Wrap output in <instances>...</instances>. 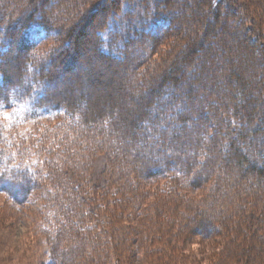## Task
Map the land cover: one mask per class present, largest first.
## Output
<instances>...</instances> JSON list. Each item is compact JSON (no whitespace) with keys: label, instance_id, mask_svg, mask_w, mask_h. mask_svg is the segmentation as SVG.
Returning a JSON list of instances; mask_svg holds the SVG:
<instances>
[{"label":"trees","instance_id":"1","mask_svg":"<svg viewBox=\"0 0 264 264\" xmlns=\"http://www.w3.org/2000/svg\"><path fill=\"white\" fill-rule=\"evenodd\" d=\"M62 1L66 3L65 0ZM173 1L182 3L183 6L186 4L190 6L186 5L185 11L183 7L174 8L173 11L167 12V16H157L156 18L161 20L154 23L155 28L150 29L151 32L147 35L141 33L136 39L126 40L122 44L123 48L119 56L103 48H97L94 42L93 54L100 59L101 67L99 70L91 68L86 70L84 77L87 87L85 86L84 93H81L82 96L77 97L71 94V85L67 88L70 94H66L65 91L61 92L55 80L59 74L57 67L62 61L67 59L70 60L69 64H73L78 58L77 53L82 52L79 45L80 36L76 35L73 36L76 43L73 50L76 54H72L69 48H63L71 44L72 33L78 28L77 17L74 25L64 28L66 34H62L59 41L63 45L61 44L59 50L53 53L54 64L47 65L43 62V56L33 54L38 39L43 35L46 39L58 38L63 31L62 27L55 28L53 24H48L49 14L44 18L36 13L38 9L48 10L49 1L27 0L24 2L26 4L22 3L18 9H12L7 4L9 0H0V111L27 103L25 106H28V111L36 112L37 116L34 117L36 119L43 117L44 114L76 117L75 125L66 126L68 133L73 130L71 134L75 136L74 139L63 138L65 148L56 151L61 158L58 160L61 169H67L64 175L61 171L54 170L53 178L45 168V162L49 166L53 165L51 151L48 152L47 158L42 155L36 158L25 145L30 139L27 133L6 134L0 128V193L21 204L27 203L32 193L38 190L42 192L43 200L50 199V204L58 213L70 210V214L64 219L69 223L67 230H64L66 222H61L64 221L62 219L58 221L57 231L61 230L64 233L59 232V237L62 239L58 241L59 237H55L56 247L54 245L52 247V255L56 263L63 264L67 260L72 262L73 253L80 251L85 255L86 248L91 247L92 244H100L97 249L103 252L106 258L108 256H106L108 253L106 248L112 244L114 238H117L114 242L122 246L133 245L135 238L140 242L149 243L143 247L145 256L150 257L151 254H155L161 257L162 261L171 264H195L193 239L201 238L220 245L223 243L222 237L231 233V236H225V239L236 242L238 240L236 231H240L241 226L246 230L251 228L248 229L251 233L246 232L247 234L244 235L247 236L246 241L258 236L257 238L263 242L264 235L260 234L259 227L264 220L258 219L255 212L251 214L252 216L248 215L244 218L242 211H247L246 208L249 207L247 206L251 198L249 196L252 193L262 195L261 189H264V112L262 111L264 106H261L262 91L257 90L259 86L260 89L263 86L264 65L246 59L245 51L249 49L245 43L250 44V40L239 44L233 43L230 39L229 42L225 38L217 39L221 35L223 37L222 30L229 26L228 22H224L221 2L192 0L191 3L190 0H169V2ZM162 3L167 4L166 0ZM29 6L30 8L27 9ZM193 8L197 13L190 12ZM259 9L260 14L264 15V0L257 1L256 10ZM97 11L95 7L94 13H87L84 22H89ZM71 16L74 17V14ZM232 16L237 17L236 13H232ZM181 19H185L188 25L181 24ZM176 20H179L182 27H178ZM260 20L264 25V16L260 17ZM60 23L62 25V20ZM236 23H234L236 26L233 27L234 31L226 33L227 40L228 37L233 39L234 35L238 34L236 32L238 28H243L242 24L236 25ZM145 30L148 28L143 24L141 31ZM248 31L257 35L253 28H249ZM259 36L263 37L262 33H259ZM211 37L215 41H207ZM148 40L153 41L149 43ZM136 48L143 49L139 51ZM154 56H157L155 60ZM182 61L184 65L180 64ZM102 63L122 64L123 71L129 70L130 76L134 79L133 83L126 82L125 86L120 85L121 81L118 80L119 85L112 88V91L121 92L123 96L129 97L128 95L132 96L135 91L139 92L146 89L145 87H150L153 94L157 93L163 97L170 90L167 83L175 84L173 85L175 90L176 87L179 89L184 87L181 81L189 70L194 86L188 87L186 94L192 93L195 97L197 93H203L207 99L200 104H192L194 98L180 102L178 106H173L174 109L171 108L173 111L167 115L164 111L171 107L172 101L165 102L163 105L165 107L162 103L160 108H156L158 111L156 110L152 121L147 117L155 111L151 94L139 97L138 104L131 106L124 97L116 101L115 109L111 106L109 94L106 98L100 96L101 90L109 89L110 86V80L105 82L106 77L102 73L105 70L107 72L108 68ZM34 64L37 65V69ZM11 65L15 66L13 71L9 70ZM68 66L67 64L64 68ZM239 67L246 74L240 72ZM155 68L163 70L158 80L148 78ZM210 68L212 70L207 73ZM227 77L229 84H223L220 92L215 91L219 85H222L223 78ZM243 77L251 78L257 88L248 89L243 83ZM146 78L147 81L144 80ZM237 78L241 80L238 81ZM75 86L78 87L77 84ZM60 94L64 97L61 98ZM79 99L80 106L76 109L75 104H79ZM154 105L156 106V102ZM119 110L123 113L117 123L115 116L118 117ZM111 115H114L113 120L103 123V118ZM205 117L209 118V121H206ZM200 121L204 129L203 133H199L194 128ZM142 122L148 126L142 125ZM159 123H164L163 129L159 127L161 125ZM208 123L211 124L207 125ZM220 128L227 130L228 133L224 131L221 137L218 131ZM147 129H150L149 132ZM222 140L227 143H223ZM187 141L200 147L199 151L190 152L186 146ZM16 142L21 144L18 150L15 148ZM132 144L136 148H133ZM170 146L173 147L172 151L168 150ZM69 147H76V151ZM150 150L156 153L165 150V153H161L165 158L163 163L154 160ZM181 156L182 160L179 159ZM174 158L179 161L173 162ZM100 163L107 170V176L104 171L100 176L94 174L95 171H91ZM60 165L56 162L53 166L57 168ZM60 179L65 182L57 183ZM46 180L49 182L45 183ZM36 196L39 197L40 193ZM117 197L121 200L119 217L126 215L127 226H118L112 231L103 230V233L95 237L85 229L88 226L86 224V220H89L88 216L93 211H97L99 205H116ZM241 199L242 203H240ZM98 202L101 204L97 205ZM166 204L173 206V212L182 213L185 218L182 228L175 223L173 227L184 229L183 232L186 234L183 235L178 230H167L168 233L157 236L159 239L156 240V235L152 233L155 231L156 222L153 221L151 213L156 215L161 211L162 215H169L170 213L161 207ZM127 207H130L128 214L134 215L135 221L138 219L133 227L131 221H134V217L127 216L129 211ZM57 231L54 230L56 236H58ZM118 232L121 236L115 237ZM62 242L65 244L64 250L63 245L59 247ZM156 243L159 246L152 248ZM92 247L95 248L94 245ZM244 252V249L240 252H230L231 262L264 264L262 257H254ZM85 256L91 260L93 254L87 250ZM52 262L56 264L54 260Z\"/></svg>","mask_w":264,"mask_h":264},{"label":"rangeland","instance_id":"2","mask_svg":"<svg viewBox=\"0 0 264 264\" xmlns=\"http://www.w3.org/2000/svg\"><path fill=\"white\" fill-rule=\"evenodd\" d=\"M26 1L27 0H9L7 4L10 7H12V9H18V6H20L22 3ZM48 1L50 3L48 10H46L45 8L42 10L38 9L36 13L37 15H42L44 18H46V16H48L47 14H49L50 17L47 18L49 19L48 24L50 25L53 24L55 28L62 27L61 29H63V31L61 35H59L58 38L53 37L52 39H46L44 35L41 38H39L38 44L36 45L37 47L34 49L33 54L35 55L40 54V56H43L44 64L45 63H47V65H49V63L54 64L53 53H55L54 52L55 50L57 52L59 50V46H61L62 44L59 41L61 40L62 34H66V32L64 33L65 31L64 28H70L71 24L74 25L76 17H77L76 22L78 24V28H76V30L73 31L75 33H72V37L70 38L71 44L70 46L63 47V48H69L70 49L69 51L73 54L74 53L73 47L76 44L75 37L73 36L76 35V36H80L79 45L82 48V52L79 51V53H77L78 58L76 62L73 64H69L70 60L64 59L62 63L59 65V67H57L59 74H57L58 78L57 79L55 78L57 82V86L59 87L61 92L65 91L67 92L66 94H70L68 93L67 88L71 85L72 86L71 94L77 97H79L80 95L82 96L81 93L82 92L84 93L85 88L87 87V83L84 77L86 70L88 68H91L93 70H99L101 67L100 59H98L93 54L94 42L96 43L97 48L99 49L103 48L105 51L119 56L121 54V49L123 48L122 44H124L126 40L131 39V38L136 39L139 36H141V33H144L145 35H147L148 32H151L150 29L155 28L156 24L154 23L156 21L159 22L161 20V18L159 19L156 18L157 16L158 17L167 16V12L173 11L174 8L181 9L183 7V10L185 11V6L186 5L190 6V4H186L183 6L182 3L179 4L176 1L177 3L176 4L175 1L169 2V0H166L167 4L162 3L163 0L162 1L161 0H144V4L148 6L142 4V0H107V2L106 0H101V1L100 0H65L66 3H64V1L62 0H48ZM257 1L258 0H218L217 2L218 3L221 2V6L223 7L222 8V11H224L223 17H225L224 22L225 21L228 22L229 26L225 27L222 30L224 32L223 37L220 34L221 36H219L217 39L225 38L227 42H229V39H230V41H232L233 43H239V44L242 43V41L248 42L250 40L251 41L250 44L245 43L246 47L249 49L245 51L247 53L246 59L248 60L250 59V61L253 60L254 62L258 61L261 63V66H262L264 65L263 64L264 25H263V22L260 20V17L262 18V16L264 15L260 14V9L258 11L256 10ZM37 2H39V0H37ZM98 2L100 3L99 6H98L99 4ZM105 2L106 4L102 5V3H105ZM190 2L192 3V0H190ZM67 5H71L74 8L71 6L67 7ZM216 6L220 7L218 5ZM95 7H96V11L98 10L97 13L94 14V16L90 19L89 22H84L85 15H87V13L89 12L94 13L93 10L95 11ZM29 8L30 6L27 9ZM27 11L28 10H26V12ZM192 11L196 12V9L193 8L190 12ZM233 11H237V12H233ZM155 13H156V16H155ZM232 13L234 14L236 13L237 17L233 18ZM71 14H74V17L71 16ZM78 14H80V16ZM150 17H152V19H150ZM153 18L158 19V20H155ZM145 19H148V20H145ZM61 20H62V25L60 23ZM144 20L146 21V23L148 22V25H146ZM235 22L242 24L243 28H240V29L238 28V31H236L238 32V34L234 35L233 39L232 37H228V40H227L226 33L230 31L231 32L234 31L233 27L234 28L236 27L234 25ZM160 23L163 24L162 22ZM176 23L178 27H182L181 24H184V26L188 25V22L186 23L185 19L181 21V24L179 23V20H176ZM143 24H144V27L146 26L149 31L148 30L141 31ZM160 26H163V25H160ZM249 28H253L254 31H256L258 36L253 34L251 31L249 32L248 31ZM173 31H175V28L173 29ZM135 32L136 33L138 32L139 34H136ZM259 33H262L263 37H260ZM172 34L173 33L171 32L170 34L171 37H172ZM152 41L153 40H148L147 42L150 43ZM164 41H166V39ZM207 41L212 42V41H215V39L211 37V38H208ZM64 44H66V42H64ZM17 46L18 44H16V47ZM233 47L236 48V46H233ZM136 49L139 50V48H136ZM141 49L139 51H142ZM156 57L157 56H154V60ZM218 57L220 58L219 53H218ZM51 59H52V62H51ZM67 64L69 66L68 68L65 69L64 66H66ZM180 64L184 65V61L180 62ZM102 65L108 68L107 72L105 70V71H102V73L104 74V77H106L105 82H108L110 80V86H108L109 89L105 88L106 90L105 89L101 90L100 96L106 98L109 94L110 95L109 101L112 102L111 106L116 109L117 108L116 101L118 102L124 97H126L125 100L127 104L128 105L130 104L131 106V105L138 104L139 97H142L143 95L151 94L153 95V101H152L153 110L155 109L153 114H150L147 116L148 120H151V121L154 119L153 115L156 114V110L158 111V109L156 108H160L162 103H163L162 104L163 106L165 102L172 101L171 107H168L167 110L164 111L167 115V114H170L171 111H173L171 110V108L174 109L173 106H178L180 102L182 103L187 102V100L190 101L194 98L192 104H195V103L200 104L203 102L204 99H207V96L205 94L203 95V93H199V94L197 93L195 97H193L192 93L191 94L189 93L190 95L186 94L188 87L194 86V84L192 85L193 81L189 76L190 75L189 70L187 71L188 74H186L182 78V81H181L184 87L180 89L179 87H176L177 90H175L173 89V85L175 84L170 85V83H167V86H170L169 87L170 90L169 92L167 91V94L164 95L163 97L157 93L153 94V92H151L150 87H145L146 89L141 90L139 92L135 91L133 92L134 94L132 96L131 95H128L129 97L123 96L122 94H120L121 92L119 93V92H115L114 90L112 91V88H115L119 85L118 80L121 81L120 85L124 84L126 86V82L129 84L133 83L134 79H132L133 77L130 76L129 70H125L126 72H128V74L125 71H123L122 64H112V65L106 64L105 65V63H102ZM14 67H15L14 65H11V67H9V70L13 71ZM34 67L35 69H37L36 64H34ZM238 69L240 70V72L243 73L240 67ZM210 70L212 69L210 68L206 72L208 73ZM161 71L163 70H160L159 68H155L153 72L149 74L148 78L152 80H156V79L158 80V77L160 76L159 74H161ZM243 74H246V73H243ZM226 75H228V72H226ZM0 80H1V76H0ZM144 80L147 81L148 79L146 78ZM237 80L240 81L241 78L239 79L237 78ZM243 81L242 82L246 85L248 89L257 88V85L252 81L251 78L245 77ZM172 82L173 80L171 81V83ZM75 84H77L78 86L77 88ZM223 84H229L228 77L223 78L222 85H219L215 91L220 92L221 86H223ZM262 84H263L262 89H260V86H259L257 90L258 92L262 91L261 93L263 95L261 97V101H262L261 106H264V82ZM60 95H61V98L64 97L62 94ZM134 95L135 97L133 98ZM155 102H156V106L154 105ZM78 103H79L78 105L75 104L76 109H78L80 106V99ZM26 104L27 103L17 104L12 109H5V110L0 111V128H2L3 132H5L6 134L8 133L15 134L17 132L27 133L28 134L27 137L30 136L29 137L30 139L25 143V145L27 146V149L30 150V152H32V156H36L37 158L39 155H42V156H46L47 158L48 154L52 152L51 161L53 165H55L56 162L57 164L60 165V162H58V160H61V158L58 156V154H56V151L60 150V148L61 149L65 148L64 147V145H66L64 142L65 138L74 139L75 136L72 135L73 130L72 132L70 131L72 134L68 133L66 130V126L75 125L76 117L75 116L68 117L63 114H58V115L57 114L56 115L44 114L43 117L36 119L34 118L35 116H37L36 112L32 113L28 111L27 109L28 106H25ZM262 109H263L262 111L264 112V107ZM118 112H119L118 117L115 116L117 123L119 121L118 118H120V115L123 113V111L119 110ZM113 118H114V115H111V117L105 116L103 118V123L105 122L108 123L111 120H113ZM208 119L209 118L205 117L206 121H209ZM60 123L62 126L60 125ZM201 123L202 122L200 121V123L196 127H194L197 129V131H199V133L204 132V129ZM159 124H161L159 127L163 129L164 123H159ZM209 124L211 123H208L207 125ZM142 125L148 126V124L146 123L144 124V122H142ZM149 130L150 129H147L148 132ZM218 131L220 132L221 137L224 131L228 133V131L223 128H220ZM222 141L223 143L225 142L224 140ZM95 142H97V140ZM139 142H141L140 139H139ZM225 143H227V141ZM20 145L21 144L19 142L15 143L16 150L20 148ZM186 146L189 148L190 152L192 153L193 151L194 153H197L200 149V147H197L193 142L189 144L187 141ZM132 147L136 148L134 144H132ZM69 148L74 149L73 151H76L75 150L76 147L75 148L69 147ZM172 148L173 147L170 146L168 150L172 151L171 150ZM216 149H218V147ZM150 151H151V155L154 157V160L161 161L163 163V160L165 158L164 156L161 155V153L162 154L163 152L165 153L166 152L165 150L160 151L158 153H156L154 150H150ZM182 158L183 157L181 156L179 159L182 160ZM178 161L179 160L176 158L173 159V162L177 163ZM40 162L42 161L40 160ZM53 165L49 166L48 163L45 162L46 171L50 173L51 178H53L52 176H53L54 170L61 171L63 175L65 174L64 172L67 168L61 169V165L60 167L54 168ZM91 171H95L94 174L98 176H100L102 171H104L107 176V170H105V167L102 166L101 163L96 164L93 167V169H91ZM105 174H103V176H105ZM60 181L61 183L65 182V180L60 179L59 181H57V183H59ZM44 182L46 183L49 181L46 180ZM142 184L144 185V183ZM38 193H40L39 197L36 196ZM261 194L262 195H260V193L253 195L252 193L250 196L248 195L251 198L249 199L250 202L247 203V206H249L246 208L247 211L246 210L242 211V213L244 214V218L245 216L247 217L248 215L256 213L255 215L257 216L258 219L264 220V189H261ZM42 196H43L42 192L35 190L32 193V196L27 203L19 204L11 200V198L8 197L6 194L0 193V264H52L53 263L52 260H54V263H56L52 255V252H53L52 247L53 245L54 246L56 245L55 241L57 240V238L55 237H59V232L61 234L64 233V231H61V230L57 231L58 226H59L58 221L60 219L64 220L65 218H67V215L70 214V210L58 213L57 209L53 208L54 206L50 204L51 202L50 199L43 200ZM116 201L117 203L114 206L111 204L99 205L101 203L98 202L97 203V205H99L97 207L98 210L93 211L88 216L89 220L88 219L86 220V224L88 226L85 229H87V231H89L96 237L98 234L103 233V230L112 231L113 229L116 230L118 226H121V227L127 226L126 221H125L126 215H123L122 218L119 217L120 212L118 210L120 207L119 205H121L120 203L121 200L118 199L117 197ZM161 203H164V202H161ZM240 203H242V199ZM161 207L165 208L167 212H169L170 214L162 215L161 211H159V213L156 215L155 213H151L153 221L156 222L155 231H152V233L156 235L155 237L156 240L159 239V237L157 236L168 233L167 230H170V231L178 230V231H181L183 235L186 234L183 232L184 229H180L182 228V225L185 222L184 220L185 218L184 216H182V213L180 211L173 212L174 210L173 206H169L168 204H166V206H161ZM127 208L129 209V211H127V216H129L130 218H133L134 215L131 216L130 214H128V212H130V207H127ZM56 213H58L57 216H56ZM91 218H94V219L92 220ZM133 220L134 221H131L132 227L136 225V222L138 219H136L135 221V217H134ZM227 221L229 220L227 219ZM227 221H224V222H227ZM230 221H234V220H230ZM61 222H66V224L64 225V230L65 229L67 230V228H69V223L65 220ZM174 223L177 224L180 228L178 226L173 227ZM259 228L261 232L260 234L263 236L264 235V223L263 224L261 223V227ZM240 229H241L240 231H236L238 234V236H236L238 238L236 242H230L229 241L230 239L229 240L225 239V236L229 237L231 236L230 235L231 233L225 234L222 237L224 239L221 240V242L223 243H220V245H218V243L217 245H215L212 241H204L201 238L193 239L192 241L195 243L193 245L194 263L195 264H236L234 262H231L229 258L230 252H240L243 249L245 251L244 254H247V255L250 254L254 257H260V258L262 257V260H264L263 258L264 257V239L262 240L263 242H261V239L257 238L258 236H254V237L252 236L254 240L252 239L251 241H246L245 237L247 236H244V235H246L248 232L251 233V231H248V229H251V228H248L246 230L241 226ZM54 230L58 232V236H56V234L54 233ZM81 230L84 231L83 229ZM74 232L75 230L73 231V233ZM117 236H121L119 232L117 233L115 237ZM61 239L62 237H59L58 241H60ZM70 239L72 240V238ZM115 239L117 238H114L112 240V244H110V246L106 248V251L108 252L106 254V256L107 255L108 256L107 257L105 256L106 258H104L103 252H100L99 249H97L100 247V244H92V246L94 245L95 248L91 246L89 248L87 247L85 250V255H86L87 250H90V252H92L93 257L91 258V260H89L87 256L84 255V253L77 251L76 253H73L72 258L73 257L74 258L72 262L71 260L70 261L67 260L63 264H164V263L171 264L164 260L162 261L161 257L155 254H151L150 257L145 256L143 247H145L146 245H149V243H145L143 241L140 242L139 239L135 238L133 245L130 244V245L122 246L120 244L118 245L117 242H114ZM73 240L76 242V239L73 238ZM62 245L64 246L65 244H63L62 242L61 244H59V247L60 246L62 247ZM158 246L159 244L156 243L155 246H152V248L158 247ZM64 249H65V246L63 247V250ZM60 250H62V248H60ZM120 253H122V255H120ZM118 256H121V257L118 258ZM56 264H59V263H56Z\"/></svg>","mask_w":264,"mask_h":264}]
</instances>
